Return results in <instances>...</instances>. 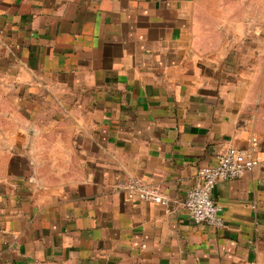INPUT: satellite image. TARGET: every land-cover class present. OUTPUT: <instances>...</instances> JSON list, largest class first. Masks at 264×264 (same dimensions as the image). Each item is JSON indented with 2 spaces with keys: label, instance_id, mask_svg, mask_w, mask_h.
Returning <instances> with one entry per match:
<instances>
[{
  "label": "crops",
  "instance_id": "crops-1",
  "mask_svg": "<svg viewBox=\"0 0 264 264\" xmlns=\"http://www.w3.org/2000/svg\"><path fill=\"white\" fill-rule=\"evenodd\" d=\"M0 264H264V0H0Z\"/></svg>",
  "mask_w": 264,
  "mask_h": 264
},
{
  "label": "built area",
  "instance_id": "built-area-1",
  "mask_svg": "<svg viewBox=\"0 0 264 264\" xmlns=\"http://www.w3.org/2000/svg\"><path fill=\"white\" fill-rule=\"evenodd\" d=\"M256 143V139L253 140ZM259 163L250 150L230 144L216 155V160L199 166L194 182L188 190L185 206L191 219L196 224H208L216 227L225 225L220 211L221 206L214 199V188L220 180L243 176L253 170ZM124 186L130 192L138 193L144 199H150L162 204L168 203V198L152 186L144 187L136 176H129Z\"/></svg>",
  "mask_w": 264,
  "mask_h": 264
},
{
  "label": "rangeland",
  "instance_id": "rangeland-1",
  "mask_svg": "<svg viewBox=\"0 0 264 264\" xmlns=\"http://www.w3.org/2000/svg\"><path fill=\"white\" fill-rule=\"evenodd\" d=\"M252 10L253 11L251 12V16L254 17V18H257L258 17V15H257L258 13L256 11V8H253ZM260 15H261V13H260Z\"/></svg>",
  "mask_w": 264,
  "mask_h": 264
}]
</instances>
